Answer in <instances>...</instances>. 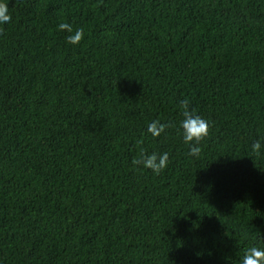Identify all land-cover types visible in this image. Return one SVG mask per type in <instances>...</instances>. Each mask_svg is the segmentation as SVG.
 <instances>
[{
	"label": "trees",
	"instance_id": "trees-1",
	"mask_svg": "<svg viewBox=\"0 0 264 264\" xmlns=\"http://www.w3.org/2000/svg\"><path fill=\"white\" fill-rule=\"evenodd\" d=\"M0 2V264H241L264 249V0ZM185 99L210 124L199 157ZM154 120L171 126L153 137ZM141 149L167 168L133 166Z\"/></svg>",
	"mask_w": 264,
	"mask_h": 264
},
{
	"label": "clouds",
	"instance_id": "clouds-1",
	"mask_svg": "<svg viewBox=\"0 0 264 264\" xmlns=\"http://www.w3.org/2000/svg\"><path fill=\"white\" fill-rule=\"evenodd\" d=\"M12 15L9 13L7 3L0 2V26L9 25L12 23ZM58 30L68 33L66 40L71 45H79L85 38L82 28L73 29L69 23H60L57 26ZM2 30V29H0ZM183 119L180 122V128L183 132V140L186 145H189V155L199 157L202 149L201 143L210 135V124L208 120L196 113L190 108L189 101L185 99L181 102ZM170 124L161 123L160 120H154L148 126V133L153 137H160L170 127ZM261 142L257 141L252 145L253 152L259 153ZM133 166L151 169L154 174L159 175L161 171L168 166V153L157 154L155 152L147 154L141 149L138 158L133 159ZM241 264H264V249L251 247L246 250Z\"/></svg>",
	"mask_w": 264,
	"mask_h": 264
}]
</instances>
